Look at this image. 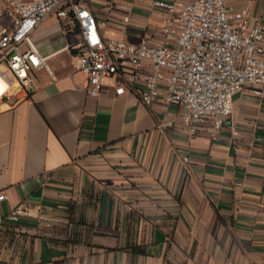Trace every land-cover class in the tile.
<instances>
[{
  "label": "crops",
  "instance_id": "1",
  "mask_svg": "<svg viewBox=\"0 0 264 264\" xmlns=\"http://www.w3.org/2000/svg\"><path fill=\"white\" fill-rule=\"evenodd\" d=\"M81 1L104 37L159 39L163 10L150 0ZM229 4L264 27V0ZM32 38L48 68L0 103L4 264H264V96L236 91L219 128L191 133L162 95L146 105L115 94L111 77L88 94L55 13ZM21 201L39 217L7 219Z\"/></svg>",
  "mask_w": 264,
  "mask_h": 264
},
{
  "label": "built area",
  "instance_id": "2",
  "mask_svg": "<svg viewBox=\"0 0 264 264\" xmlns=\"http://www.w3.org/2000/svg\"><path fill=\"white\" fill-rule=\"evenodd\" d=\"M149 3L163 10L159 39L144 37L130 44L104 37L84 1L8 0L0 7V18H9L8 24L0 21V103L28 91L31 69L48 68L32 32L49 13L62 18L73 33L70 46L92 96L100 94L108 77L115 94L133 92L146 105L162 95L176 106L179 121L191 133L205 121L219 128L232 112L236 91L251 86L264 96V27L248 6L232 8L229 0ZM4 198L6 192L0 190V200ZM5 217H39V208L21 201ZM2 221L0 216V236Z\"/></svg>",
  "mask_w": 264,
  "mask_h": 264
}]
</instances>
